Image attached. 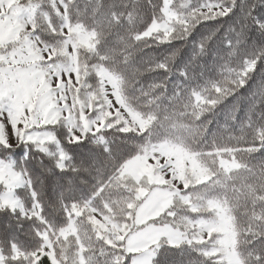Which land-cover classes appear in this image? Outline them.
<instances>
[{"label": "snow or ice", "instance_id": "6c2138e0", "mask_svg": "<svg viewBox=\"0 0 264 264\" xmlns=\"http://www.w3.org/2000/svg\"><path fill=\"white\" fill-rule=\"evenodd\" d=\"M0 264H264V0H0Z\"/></svg>", "mask_w": 264, "mask_h": 264}]
</instances>
